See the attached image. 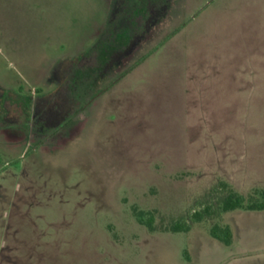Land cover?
<instances>
[{"label": "rangeland", "instance_id": "obj_1", "mask_svg": "<svg viewBox=\"0 0 264 264\" xmlns=\"http://www.w3.org/2000/svg\"><path fill=\"white\" fill-rule=\"evenodd\" d=\"M113 39L118 63L97 76L85 64L108 60L95 51ZM225 77L248 81L232 87L244 111L229 134L223 118L199 133L189 83L203 108L207 83ZM13 97L64 120L39 136ZM3 115L0 264H225L236 249L210 229L241 221L221 209L226 155L264 154V0H0Z\"/></svg>", "mask_w": 264, "mask_h": 264}, {"label": "crops", "instance_id": "obj_2", "mask_svg": "<svg viewBox=\"0 0 264 264\" xmlns=\"http://www.w3.org/2000/svg\"><path fill=\"white\" fill-rule=\"evenodd\" d=\"M115 39H113L112 43H106L104 50L102 51V46L100 49H97L95 52L97 54H102L105 55L106 52H108V57H104L108 60L106 61H101V57L97 56V59L92 62H87L85 64V67H88L92 70H96V75L99 72H103L106 70L111 69L115 63H118V55L120 54V45L116 49L115 47ZM134 43V39L126 46V49H129L131 44ZM100 44V43H99ZM109 44V45H107ZM99 47V45H98ZM97 47V48H98ZM125 49V50H126ZM127 51V50H126ZM94 53V52H93ZM77 60V59H76ZM100 60V61H99ZM64 63H61L60 66L58 65L55 67L53 71V75L50 78V81L52 83H57L61 80V76H63L62 73L58 72L61 71L62 65ZM69 65L65 68V70H71L74 69L75 61H72V63H68ZM70 66V67H69ZM83 67V68H85ZM62 74V75H61ZM98 76V75H97ZM64 79V78H63ZM240 81V80H239ZM242 83L238 81H233L231 79L225 78H219V79H214L212 81H209L207 83L208 90L207 93L205 94L204 101L208 102V105L202 106L200 105V99L198 96V90L196 88V83H189V93L187 95H192L193 98H195L194 101V107L197 108V110L194 111L196 115H198V118L200 119L199 122L197 123L199 125V133L203 130H210L212 132V127L210 126V121H215V118H223V125H220V132L226 131L227 134L231 133L233 129V118L240 116L243 111L244 107L242 105H238L233 107L231 105V98H232V93H233V85L235 86H242V85H248L247 80H242ZM255 85H259L258 81L254 82ZM187 85V86H189ZM69 89H66V91L61 94L63 96V99L65 101L71 99L70 91ZM238 91V90H237ZM243 91V90H241ZM258 93V92H257ZM256 96L253 97V100H256L257 103L253 105L254 109H257L261 107L262 105L259 104V97L261 98L260 94H257ZM260 95V96H259ZM242 97L243 95L240 94ZM43 98H48V100H56L54 97H51V95H43ZM257 105V108L254 106ZM39 107V106H38ZM43 113L40 109L36 110L33 113V117L38 116V121L36 122V128H38V135L39 136H45L41 132H44L43 130H48L46 128H57V125L60 124L63 120L58 118V114L56 111L53 110L50 104H48V107L44 106ZM41 111V112H40ZM38 112V113H37ZM189 114H192L191 110H188ZM38 114V115H37ZM204 118L203 121H201V115ZM6 117L4 115L2 116V120L0 122V129L6 128L4 127L2 122L6 123L5 121ZM29 121L28 123H30ZM208 122V124H207ZM212 124V123H211ZM33 126V125H32ZM30 125V128H33ZM39 126V127H38ZM34 127V129H35ZM51 131V130H50ZM47 132V131H46ZM33 134H37L33 132ZM199 138V137H198ZM45 139V138H44ZM223 144H218V143H209L208 148L209 150H214L215 152L217 150H225L227 148H224ZM204 149L205 146H204ZM242 150V149H241ZM244 150H247L244 148ZM234 151V150H233ZM231 153V155L228 157V154L226 155V165L230 167L232 166L233 172L228 174L225 173V177L227 178L226 180L232 184V186L240 193L242 194H247L250 190L254 188H262L264 189V177L263 174H259L258 170L252 169L254 167H262L264 168V160L262 158V161L260 162H253V160L257 159L258 157H264V154L261 152V155L256 154L257 158H254L253 154L250 155V153H245L243 152H236ZM218 154V153H217ZM221 154V153H219ZM251 156H253L251 158ZM247 158H250V161H247ZM228 160V161H227ZM259 164V165H258ZM253 170L256 172V178H253L248 182L249 180L246 178L244 179L242 176L239 175V173L245 172V170ZM7 173L3 168H0V178L6 176ZM249 176V175H248ZM19 191V190H17ZM11 202V199H10ZM233 212H237L236 215L240 217L241 221L237 224H232L228 222L227 220L225 223L231 227L232 233H233V241L232 244L227 245V247H230V249H236V253L225 262V264H264V209L262 210H247V209H235L231 210ZM230 212V211H228ZM225 214V217L227 216V213ZM238 241H240V244L242 248L237 249L238 247Z\"/></svg>", "mask_w": 264, "mask_h": 264}, {"label": "trees", "instance_id": "obj_3", "mask_svg": "<svg viewBox=\"0 0 264 264\" xmlns=\"http://www.w3.org/2000/svg\"><path fill=\"white\" fill-rule=\"evenodd\" d=\"M220 186L228 188V193L221 199V209L224 212H228L235 209H247V210H262L264 209V189L256 188L249 195L242 194L234 189L227 182H220ZM212 210L211 205L206 206L203 211H195L193 216L196 221H201L204 217V213L210 214ZM141 213H143L141 211ZM149 226L153 229L152 220L148 221ZM189 226L184 224H175L172 226V230L181 231L188 230ZM211 235L218 238L227 245L232 244L233 233L231 227L227 224H215L210 229Z\"/></svg>", "mask_w": 264, "mask_h": 264}, {"label": "flooded vegetation", "instance_id": "obj_4", "mask_svg": "<svg viewBox=\"0 0 264 264\" xmlns=\"http://www.w3.org/2000/svg\"><path fill=\"white\" fill-rule=\"evenodd\" d=\"M10 99H13L12 101H15V103H17L20 106V108H21V116L17 120H20V122L23 123L24 122L23 119H27V122H29L30 121V120H28L29 119V117H28L29 113L31 112L32 116H33V113H34L33 112V105H31L30 107H25V105L22 104V102L20 101V99H18V98L16 99L14 97L13 98H10Z\"/></svg>", "mask_w": 264, "mask_h": 264}]
</instances>
